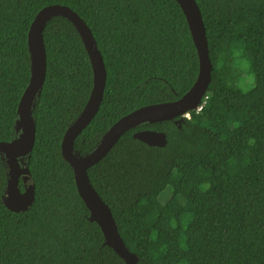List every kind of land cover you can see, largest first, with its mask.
Wrapping results in <instances>:
<instances>
[{"label":"trees","instance_id":"1","mask_svg":"<svg viewBox=\"0 0 264 264\" xmlns=\"http://www.w3.org/2000/svg\"><path fill=\"white\" fill-rule=\"evenodd\" d=\"M196 2L213 65L207 110L128 131L88 175L137 264H264V0ZM51 4L83 18L107 71L101 107L75 140L79 155L124 115L175 101L196 81L197 50L175 0H0V141L17 136L18 106L31 76L30 25ZM43 34L47 75L33 107L35 146L24 159L36 200L22 213L6 208L9 174L0 156V264H126L89 220L61 152L93 88L88 53L66 18L52 19ZM238 52L255 79L248 91L237 85ZM228 77L235 87L224 85ZM142 129L164 132L167 145L135 139ZM201 171L208 178L186 194ZM167 190L163 203L141 208L142 200Z\"/></svg>","mask_w":264,"mask_h":264},{"label":"water","instance_id":"2","mask_svg":"<svg viewBox=\"0 0 264 264\" xmlns=\"http://www.w3.org/2000/svg\"><path fill=\"white\" fill-rule=\"evenodd\" d=\"M186 17L189 30L199 58V73L192 87L179 99L140 107L116 121L103 135L98 145L89 153L79 155L75 151L76 138L97 115L105 93L107 71L103 56L91 28L77 12L66 5L51 4L43 7L32 21L28 33L31 58V76L23 92L16 122L17 137L12 141H0V156L6 159L8 184L4 205L15 213L27 211L35 204L36 185L28 167L20 161L29 157L36 142V124L33 107L43 90L47 75V54L44 30L56 17L66 18L76 28L88 53L92 71L93 88L90 97L78 118L66 131L62 144V156L74 170L78 193L88 208L89 220L99 225L105 245L112 248L126 264H137L139 258L126 246L112 210L92 185L88 171L99 163L114 148L128 131L147 123L170 121L195 110L212 81V61L202 12L196 0H175ZM133 137L148 146L165 147L167 135L155 130H139ZM24 183V191L19 188Z\"/></svg>","mask_w":264,"mask_h":264},{"label":"rangeland","instance_id":"3","mask_svg":"<svg viewBox=\"0 0 264 264\" xmlns=\"http://www.w3.org/2000/svg\"><path fill=\"white\" fill-rule=\"evenodd\" d=\"M236 61L238 63L237 70H238V80H237V85L244 91H248L254 87L255 84V79L254 76L249 72V63L242 59L241 52H238L236 54ZM224 80L227 81L226 84H224L227 88H233L235 87V82L233 81L232 77L225 78ZM210 114V113H209ZM239 117V115H237ZM25 161H23V164ZM208 176L206 172L201 171L197 175L192 176L189 182L188 187L185 190V193L188 194L191 190V188L196 184L197 181L200 180H205L207 179ZM173 182V180H172ZM170 190H167L163 195H161L159 198H149V199H144L141 201L140 205L141 208L144 211H149L154 209L158 203H163L165 200L168 199L170 193Z\"/></svg>","mask_w":264,"mask_h":264},{"label":"built area","instance_id":"4","mask_svg":"<svg viewBox=\"0 0 264 264\" xmlns=\"http://www.w3.org/2000/svg\"><path fill=\"white\" fill-rule=\"evenodd\" d=\"M208 101H209V97L205 93V95L203 96L202 100L200 101L198 107L195 110H192V111H194L196 113L205 112L207 110ZM190 112L191 111L183 114L182 117L189 118L190 117Z\"/></svg>","mask_w":264,"mask_h":264},{"label":"flooded vegetation","instance_id":"5","mask_svg":"<svg viewBox=\"0 0 264 264\" xmlns=\"http://www.w3.org/2000/svg\"><path fill=\"white\" fill-rule=\"evenodd\" d=\"M142 130H151V129H142ZM155 131H156V130H155ZM17 135H18V134H17ZM16 137H17V136H16ZM25 158H28V157H25ZM25 158H21L20 161L23 162ZM24 164H25V166L27 167V163L25 162ZM21 183H22V185H23V190H21V188H20V184H21ZM19 188H20V190H21L22 192L24 191V183H23L22 180H21L20 183H19Z\"/></svg>","mask_w":264,"mask_h":264}]
</instances>
